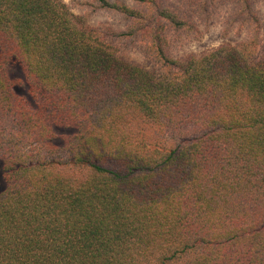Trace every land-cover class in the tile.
I'll return each instance as SVG.
<instances>
[{"label":"trees","instance_id":"obj_1","mask_svg":"<svg viewBox=\"0 0 264 264\" xmlns=\"http://www.w3.org/2000/svg\"><path fill=\"white\" fill-rule=\"evenodd\" d=\"M259 1L0 0V264H264ZM220 8L248 39L175 55Z\"/></svg>","mask_w":264,"mask_h":264},{"label":"rangeland","instance_id":"obj_2","mask_svg":"<svg viewBox=\"0 0 264 264\" xmlns=\"http://www.w3.org/2000/svg\"><path fill=\"white\" fill-rule=\"evenodd\" d=\"M64 1L69 5L75 14L87 16L89 24L94 27L110 28L113 31H121L127 27V23L122 19V17L110 12L104 11L90 15L89 10L84 7L86 0ZM258 3L259 13L261 14V18L264 23V0H260ZM225 11H227L225 8H220L215 14L214 19L210 22L209 26L206 28L203 26L201 28L200 36H195L193 39L183 38L184 40H181L182 42L173 43V53L175 55L200 54L224 44H237L247 40L249 34L244 28H235L225 32L224 23L227 15ZM122 50L124 51V55L129 60L147 67L151 65V60L144 55L138 45L136 46L135 44L127 42L126 45L122 47ZM12 78L22 79L23 75L18 69L12 72ZM16 92L20 96L30 100L28 89L18 87ZM57 142L59 145L62 144L61 140H58ZM3 186H5V184Z\"/></svg>","mask_w":264,"mask_h":264}]
</instances>
